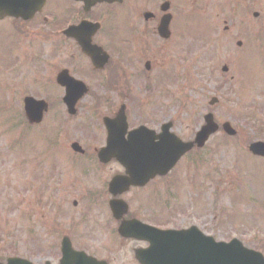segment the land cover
I'll return each instance as SVG.
<instances>
[{
  "label": "rangeland",
  "instance_id": "374dc122",
  "mask_svg": "<svg viewBox=\"0 0 264 264\" xmlns=\"http://www.w3.org/2000/svg\"><path fill=\"white\" fill-rule=\"evenodd\" d=\"M176 1L174 43L161 45L155 60L149 54L143 58L152 60L154 72L161 71V83L167 85L160 88L159 74L151 93L144 92L143 84L141 89V81L129 82L134 100L143 102L146 111L130 101L132 123H138L141 114L155 115L158 121H170L178 137L190 139L210 111L217 123L228 121L237 135L229 138L219 130L198 156L188 154L161 179L170 186V200L155 221L170 227L193 224L218 241L237 238L264 252V159L250 155L243 145L248 140L264 141V4L255 8L256 20L250 15L252 38L243 40L231 30L219 29L216 39L206 43L203 24L192 26L191 33L184 30L190 28L185 25L186 7L183 0ZM17 28L13 20H0V259L18 255L33 264L56 263L64 233L75 248L85 247L109 264L133 263L131 241L96 235L90 226L76 235L68 233L67 216L83 210L82 190L106 183L117 169L113 163L92 164L70 147L77 142L85 152H93L94 146L103 145L93 138L97 121L90 117L88 98L78 103L75 115L67 114L58 100L62 89L55 84L56 74L83 59L73 41L57 33L37 27L20 33ZM104 34L107 48H112L117 32ZM237 38L243 41L240 48L235 45ZM223 65L228 66L226 73L221 71ZM77 75L92 84L91 77ZM27 95L45 99L49 105L42 122L30 127L22 120V100ZM212 96L219 102L210 107ZM136 194L125 196L133 214L137 213L131 201H149L145 192ZM73 200L79 203L74 206ZM101 203V199L96 202L101 205L99 217L105 218ZM58 205L67 213L60 215ZM81 218L86 222L88 214L82 212ZM57 220L65 223L61 234L54 232ZM93 224L103 227L96 220Z\"/></svg>",
  "mask_w": 264,
  "mask_h": 264
},
{
  "label": "flooded vegetation",
  "instance_id": "af4514ba",
  "mask_svg": "<svg viewBox=\"0 0 264 264\" xmlns=\"http://www.w3.org/2000/svg\"><path fill=\"white\" fill-rule=\"evenodd\" d=\"M183 1L186 7L185 25L190 27L187 31L191 33L192 26L197 27L203 24L204 33L212 39H216V33L219 35V29L225 32L231 30L236 37H242L243 40L251 38L253 27L250 23V15L254 16V13L259 14L255 8L258 4H264V0ZM176 2V0H44L41 11L35 14L34 18H37V21H39L38 24H42L48 30L62 31L71 25L76 26V30L80 26L88 30L92 28L96 30L99 28L95 31L92 42L105 50L109 55V60L102 71L92 70L88 66H81L86 72L95 75L90 78L92 84L90 88L88 87L89 92L87 94L90 100V109L94 112V118L97 121L95 123V129H92L94 139L104 143L107 130L103 124V118L114 119L122 112V106L126 116L125 135L130 129L141 126L154 132V136L159 133L162 124L156 119L155 115L149 116L147 113L145 115L141 114L139 116L140 121L138 123H132L128 112L129 104L126 103L129 101L125 93L128 87L129 74L125 71V67L132 66L136 69L139 60L146 58L145 56L147 54L155 60L157 52L162 48L161 45L166 48L171 43L172 38L176 36ZM164 3H167V10L162 11L161 6ZM50 6L51 10H49ZM166 14L169 15V18H167V30H165V37H161L159 26L165 21ZM34 18L31 21H27L28 23L25 26L33 25ZM226 22H228V25H225ZM206 28L209 31L206 32ZM107 30L117 32V36L112 43V48H107L108 44L103 38L105 35L104 32ZM238 38L236 43L239 42L242 44V39ZM77 49L79 50V48ZM137 58L138 60L136 61ZM85 59L90 64L89 59L87 57ZM144 60L148 62L147 66L150 70L146 72L138 71L133 77L141 78L148 82L146 89L150 90L152 87L149 79L153 75L155 67L152 60ZM74 70L76 72V68ZM147 135L150 136L149 133ZM81 155L88 156L89 160H92V156H94L97 160V151L95 148L94 152L84 151ZM98 163L100 162L98 161ZM111 163L117 165L116 172L113 175L123 171L115 159L110 160L107 164ZM156 179L158 178L150 180L153 182L151 185L147 183V185L141 188L130 187L126 192L117 196L125 199V196L129 193L142 189L149 198V201L139 203L135 207L131 206L137 214L130 213L128 208L127 213L117 221L112 218L109 208V202L112 196L107 192V184L105 185V190L102 184L89 188L87 187L88 185H85L84 187L87 188L82 190L83 195L80 197V201L82 206L88 205L84 211L88 214V218L90 216L92 217L91 222H88V227L90 226L96 232V235H109L112 233L111 229L113 224L117 228L123 220L136 218L142 222L154 223V220L159 214V189L155 184ZM99 199H101V204L106 209L107 216L105 218L99 217L101 205L96 204ZM78 203L79 200L72 201L74 206ZM84 211L75 214L72 218L80 219ZM146 217L148 220L145 219ZM94 220L98 224L101 223L103 227L93 224ZM106 229L109 230V234ZM127 240L131 241L129 243H135L132 247L133 252L136 249H143L148 245L146 242L136 239ZM130 264L140 263L134 261Z\"/></svg>",
  "mask_w": 264,
  "mask_h": 264
},
{
  "label": "water",
  "instance_id": "95a60500",
  "mask_svg": "<svg viewBox=\"0 0 264 264\" xmlns=\"http://www.w3.org/2000/svg\"><path fill=\"white\" fill-rule=\"evenodd\" d=\"M34 3L35 0H0V18L4 16H21L27 18L29 14L36 10ZM79 43L83 50L87 52L88 46L86 40H81ZM57 80H64L63 73L57 77ZM66 86L67 92L70 91V93L65 96L64 101L68 104L69 112L73 113L74 102L82 95L85 88L81 84L79 88L75 89L71 82H67ZM44 107L45 104L43 101L36 102L31 98L25 99V110L31 121L40 120ZM205 120L206 124L195 137V142L198 146H201L207 137L217 129L210 115L206 116ZM223 128L227 133L234 134V131L230 129L228 124H225ZM125 143L129 144L128 142ZM109 145L110 142H108ZM129 145H123L117 149H108L107 146V148L102 149L100 152V160L105 161L113 155H116L117 159L126 169L127 176H117L112 181L111 188L118 186V188H113L114 194L121 192L129 185H142L157 173L161 175L165 174L176 163L180 155L191 148L192 143H183L174 138L172 145L164 141L160 145L156 144V146L147 148L146 150H137V155L132 154V148L127 147ZM249 149L256 155L264 156V144L261 142L251 144ZM118 152H125V156L121 159L118 156ZM106 153L108 154L105 155ZM127 225L121 226L120 233L123 236H136L129 233L126 227ZM135 227H140V225L133 226L134 229ZM156 233L155 238L157 239H166L169 241L172 239L182 242L181 245L172 243L170 247L169 255L172 257L171 262L175 264H264V259L260 253L244 248L235 239L229 243L214 242L213 238L202 235L195 228L187 231L160 230ZM68 258L69 255L63 251L61 264L68 262ZM8 263L25 264L24 261L18 259L11 260ZM83 263L84 261L81 260L80 264Z\"/></svg>",
  "mask_w": 264,
  "mask_h": 264
}]
</instances>
